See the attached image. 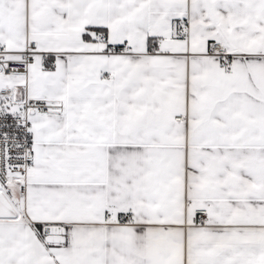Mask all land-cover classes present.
<instances>
[{"label": "snow or ice", "instance_id": "obj_1", "mask_svg": "<svg viewBox=\"0 0 264 264\" xmlns=\"http://www.w3.org/2000/svg\"><path fill=\"white\" fill-rule=\"evenodd\" d=\"M0 264H264V0H0Z\"/></svg>", "mask_w": 264, "mask_h": 264}]
</instances>
